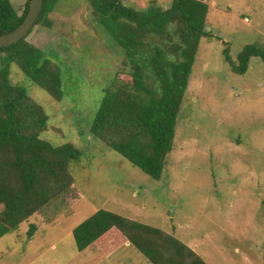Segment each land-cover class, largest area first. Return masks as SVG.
Wrapping results in <instances>:
<instances>
[{"label":"rangeland","instance_id":"1","mask_svg":"<svg viewBox=\"0 0 264 264\" xmlns=\"http://www.w3.org/2000/svg\"><path fill=\"white\" fill-rule=\"evenodd\" d=\"M22 14L28 0H10ZM166 9L172 0H121ZM207 30L178 117L175 146L160 181L106 147L91 127L124 60L122 48L94 17L87 0H59L27 41L60 71L55 99L13 66L14 83L46 111L44 140L71 143L74 189L0 238V264H150L126 243L107 258L77 249L73 231L106 210L175 235L206 264H264V60L232 72L248 46L264 50V0H210ZM248 19L247 22L245 19ZM35 225L36 234L27 232Z\"/></svg>","mask_w":264,"mask_h":264},{"label":"trees","instance_id":"2","mask_svg":"<svg viewBox=\"0 0 264 264\" xmlns=\"http://www.w3.org/2000/svg\"><path fill=\"white\" fill-rule=\"evenodd\" d=\"M87 1L124 52L114 78L117 85L103 99L91 134L160 181L175 146L201 41L213 37L206 25L210 0H172L166 9L143 10L121 0ZM58 2L44 0L35 26ZM29 7L30 0L20 15L10 0H0V35L16 29ZM225 55L237 75L248 71L253 57L264 60V50L254 45H248L237 61L227 51ZM13 66L55 99L63 94L57 64L27 38L0 48V238L18 233L21 224L45 216L55 202L71 196L75 189L70 164L81 157L73 144L54 146L41 137L49 117L25 87L13 82ZM36 230L32 225L28 237ZM73 237L80 252L97 248L105 258L130 243L150 264H206L175 235L106 210L81 223Z\"/></svg>","mask_w":264,"mask_h":264},{"label":"water","instance_id":"3","mask_svg":"<svg viewBox=\"0 0 264 264\" xmlns=\"http://www.w3.org/2000/svg\"><path fill=\"white\" fill-rule=\"evenodd\" d=\"M44 0H30V7L24 21L13 31L0 35V48L9 47L27 38L39 18Z\"/></svg>","mask_w":264,"mask_h":264},{"label":"built area","instance_id":"4","mask_svg":"<svg viewBox=\"0 0 264 264\" xmlns=\"http://www.w3.org/2000/svg\"><path fill=\"white\" fill-rule=\"evenodd\" d=\"M247 22L249 21L247 18L245 19Z\"/></svg>","mask_w":264,"mask_h":264},{"label":"crops","instance_id":"5","mask_svg":"<svg viewBox=\"0 0 264 264\" xmlns=\"http://www.w3.org/2000/svg\"><path fill=\"white\" fill-rule=\"evenodd\" d=\"M130 244V243H129Z\"/></svg>","mask_w":264,"mask_h":264}]
</instances>
